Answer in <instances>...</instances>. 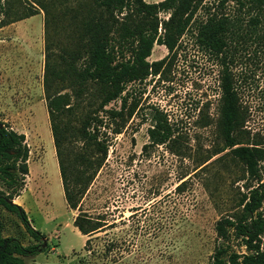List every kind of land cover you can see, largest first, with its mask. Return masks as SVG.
Listing matches in <instances>:
<instances>
[{"label":"rangeland","instance_id":"rangeland-1","mask_svg":"<svg viewBox=\"0 0 264 264\" xmlns=\"http://www.w3.org/2000/svg\"><path fill=\"white\" fill-rule=\"evenodd\" d=\"M75 4L69 0L66 6ZM15 8L17 0H0V122L24 136L27 174L13 202L23 208L45 242L42 251L23 257L24 264H209L218 243L228 251L245 252L231 230L224 240H216L213 226L220 217L236 219L243 214L247 187L257 180L247 177L227 149L221 150L218 66L195 42L198 23L211 12L232 14L236 1L202 0L174 53L159 70L125 85L122 115L111 117L105 111H118L119 99L97 112L98 139L105 143L106 155L83 193L80 208L100 217L102 226L89 237L73 226L77 210L64 201L50 135L42 88L43 12L36 9L31 16L9 21ZM167 15L158 12L160 19ZM53 37L59 54L67 45L64 32L57 29ZM166 52L163 45L153 44L146 60H158ZM248 66H232L240 112L232 133L236 143L258 149L263 181L264 62ZM80 111L68 116L74 127L79 125ZM159 115L165 117L171 136L164 143L150 144L148 129ZM120 124V132L114 133ZM80 143L69 139L71 161ZM0 189L9 191L1 182ZM259 210L264 216V201ZM0 235L16 237L23 245L33 242L16 215L2 206ZM261 240L264 243V235Z\"/></svg>","mask_w":264,"mask_h":264},{"label":"trees","instance_id":"trees-1","mask_svg":"<svg viewBox=\"0 0 264 264\" xmlns=\"http://www.w3.org/2000/svg\"><path fill=\"white\" fill-rule=\"evenodd\" d=\"M68 1L17 0L18 8L8 15L12 17L9 21H16L35 14L36 9L43 12L42 88L50 135L64 201L70 209L77 210L73 226L81 235L89 237L102 226L100 217H92L80 208L83 193L106 155V145L98 139L97 112L108 102L119 99L118 111H105L111 117L122 115L127 99L126 91L122 94L125 85L159 70L174 53L179 37L202 0H75V5L66 6ZM235 1L236 9L232 14L211 12L198 23L195 42L218 66L221 150L227 149L241 162L247 177L256 179L257 183L247 187L241 203L243 214L239 218L220 217L213 226L216 240H224L231 230L245 252L228 251L218 243L209 264H264L261 240L264 216L259 210L264 201V180L260 181L258 174L261 157L257 148L236 143L232 133L240 114L235 88L238 80L232 66L238 63L247 68L250 64L254 63L255 67V63L264 62V0ZM24 3L27 8L20 11ZM160 11L168 14L166 19L158 17ZM62 18L64 23H61ZM57 29L64 32V45L67 44L60 48L59 54L54 51L57 47L53 32ZM153 44L163 45L167 52L162 58L148 62L146 58ZM240 75L244 80L246 71ZM64 88L66 90L61 91ZM82 106L84 110L80 111ZM77 109L79 125L74 127L68 116L75 115ZM130 113L131 110L127 116ZM160 115L148 129L150 144L164 143L171 136L165 117ZM122 125L117 126L114 133H119ZM70 138L81 140L80 151L72 161L67 151ZM27 157L23 134L0 122V182L9 190L0 189V206L16 215L33 240L23 245L16 237L0 235V264H24L23 257L35 255L45 247L43 233L30 225L23 208L13 202L27 174ZM87 241L88 238L84 245Z\"/></svg>","mask_w":264,"mask_h":264}]
</instances>
